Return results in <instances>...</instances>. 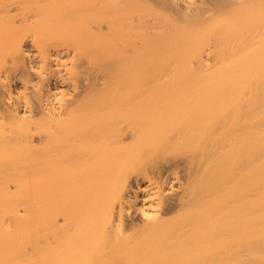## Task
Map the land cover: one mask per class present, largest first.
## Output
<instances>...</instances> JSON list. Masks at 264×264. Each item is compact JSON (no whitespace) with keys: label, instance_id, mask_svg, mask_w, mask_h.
<instances>
[{"label":"bare ground","instance_id":"bare-ground-1","mask_svg":"<svg viewBox=\"0 0 264 264\" xmlns=\"http://www.w3.org/2000/svg\"><path fill=\"white\" fill-rule=\"evenodd\" d=\"M0 264H264V0H0Z\"/></svg>","mask_w":264,"mask_h":264}]
</instances>
